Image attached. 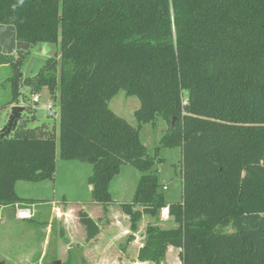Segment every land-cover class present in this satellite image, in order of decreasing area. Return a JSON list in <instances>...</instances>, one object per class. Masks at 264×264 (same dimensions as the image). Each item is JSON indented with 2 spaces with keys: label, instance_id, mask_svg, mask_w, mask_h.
<instances>
[{
  "label": "trees",
  "instance_id": "16d2710c",
  "mask_svg": "<svg viewBox=\"0 0 264 264\" xmlns=\"http://www.w3.org/2000/svg\"><path fill=\"white\" fill-rule=\"evenodd\" d=\"M0 24L30 48L60 47L24 79L30 49L0 52L16 72L11 102L21 85L46 86L60 110L58 133L20 117L0 140V205L37 203L16 183L53 179L59 146L62 159L92 164V201L105 211L121 166L142 172L133 200L119 203L132 232L153 218L138 261L159 264L177 248L181 264H264V0H0ZM121 90L139 98L138 126L109 106ZM159 118L162 143L181 148L180 201H167L140 139ZM88 207L78 217L92 240L100 208ZM165 207L176 226L161 227Z\"/></svg>",
  "mask_w": 264,
  "mask_h": 264
},
{
  "label": "rangeland",
  "instance_id": "374dc122",
  "mask_svg": "<svg viewBox=\"0 0 264 264\" xmlns=\"http://www.w3.org/2000/svg\"><path fill=\"white\" fill-rule=\"evenodd\" d=\"M29 49L30 52L21 67V79L36 75L46 60L60 51L59 46L47 42ZM15 73L10 64L0 65V130L8 122L12 106L19 104L26 107L21 115L23 119L34 118L29 126L46 123L58 133L60 110L58 101L52 99L48 87L44 86L35 92L40 95V101L35 104L32 102L34 91L27 85H21L19 101L11 102L10 78ZM122 97L140 103L137 96H129L121 90L110 100L109 106ZM49 102L53 104V114L46 107ZM128 105V109L130 107L132 110L125 116L134 126H138L133 101ZM168 127V122L162 118L156 123L141 124L140 139L147 154L154 159L152 170L158 174L160 184L167 185V189H164L166 199L178 201L183 192L182 154L179 146H165L162 143ZM92 171L91 163L78 159H62L58 146L53 179L17 181V194L38 202L0 205V264H158L138 261V245H134L133 239L129 238L132 234L134 239H141L145 235L147 223L153 218H142L139 230L135 234L131 233L130 219L120 205H114L112 209L105 211L100 204L93 203L88 182ZM141 173L132 164H123L119 174L111 181L113 196L116 199L132 201ZM82 205L85 208L89 206L90 212L100 208L93 215L101 226V232L95 239H87L85 228L79 221L78 212ZM25 209L28 210L27 217L19 215ZM160 225L171 227L176 226V223L162 218ZM227 230L231 231L232 228L228 227ZM159 264H181L179 249L170 248L165 260Z\"/></svg>",
  "mask_w": 264,
  "mask_h": 264
},
{
  "label": "water",
  "instance_id": "95a60500",
  "mask_svg": "<svg viewBox=\"0 0 264 264\" xmlns=\"http://www.w3.org/2000/svg\"><path fill=\"white\" fill-rule=\"evenodd\" d=\"M30 42L17 39L16 26L13 24H0V52L4 54H13L18 50H29ZM26 107L23 105H13L11 113L9 115L8 122L0 130V137H4L10 133L18 124L19 118L25 111ZM175 118L172 121V128L175 125ZM171 220H174V216H171ZM59 263V262H57Z\"/></svg>",
  "mask_w": 264,
  "mask_h": 264
},
{
  "label": "crops",
  "instance_id": "0c3cea01",
  "mask_svg": "<svg viewBox=\"0 0 264 264\" xmlns=\"http://www.w3.org/2000/svg\"><path fill=\"white\" fill-rule=\"evenodd\" d=\"M120 92V91H119ZM119 94V93H118ZM117 94V95H118ZM116 96V95H115ZM114 96V97H115ZM130 101H133V108H135L134 109V116H135V110L139 107V105H140V103L138 104L137 102H136V100H128V98H123L122 97V99H120L119 101H116L113 105H111V107H112V109L118 114V115H122V117H124V118H126L130 123H131V121L125 116V114H127L128 112H130L132 109H130V107H129V109H128V103L130 102ZM136 119V118H135ZM132 124V123H131ZM181 167H182V165H181ZM182 181H183V178H182ZM111 185V184H110ZM89 186H90V189L92 190V186L89 184ZM163 186H167V185H163ZM167 189V188H166ZM110 191H111V186H110ZM111 193H112V196H113V192L111 191ZM182 196H183V192H182ZM113 198H114V200H116L117 202L116 203H113V204H111V205H109L108 206V209H112L113 207H114V205H119V203L120 202H126V201H124V200H122V199H116V197H114L113 196ZM180 200H182V197H181V199ZM180 200H178V201H180ZM168 202H174V201H171V200H167ZM127 216V215H126ZM128 217V216H127ZM144 217H147L146 215H144L142 218H144ZM129 218V217H128ZM171 218V217H170ZM161 219H162V217H161ZM139 230V229H138ZM137 230V231H138ZM131 233H133V234H135V232H132L131 231ZM144 236H142L141 237V239L138 237L137 239L135 238V239H133V243H134V245H138L137 246V249H136V252L138 253V250H139V248L143 245V243H144ZM137 255V254H136Z\"/></svg>",
  "mask_w": 264,
  "mask_h": 264
},
{
  "label": "built area",
  "instance_id": "2783aa9c",
  "mask_svg": "<svg viewBox=\"0 0 264 264\" xmlns=\"http://www.w3.org/2000/svg\"><path fill=\"white\" fill-rule=\"evenodd\" d=\"M39 101H40V95L38 93H34L33 94V97H32V102L36 104ZM46 107L49 110V113L50 114H53L54 113L52 102H49ZM164 188L166 189L167 186H164ZM26 212H28V210H26V209L25 210H22V211L19 212V215H21L23 217H27V213ZM161 217L163 219L170 218V213H169V208L168 207H165V208L162 209V211H161Z\"/></svg>",
  "mask_w": 264,
  "mask_h": 264
},
{
  "label": "clouds",
  "instance_id": "9594fccd",
  "mask_svg": "<svg viewBox=\"0 0 264 264\" xmlns=\"http://www.w3.org/2000/svg\"><path fill=\"white\" fill-rule=\"evenodd\" d=\"M18 4H23V0H18ZM18 5L17 4H13L12 8L15 9Z\"/></svg>",
  "mask_w": 264,
  "mask_h": 264
}]
</instances>
